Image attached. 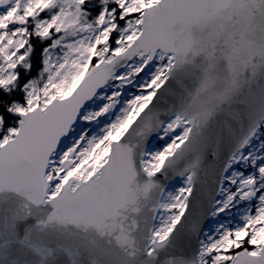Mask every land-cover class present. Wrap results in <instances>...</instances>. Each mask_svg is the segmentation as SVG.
I'll use <instances>...</instances> for the list:
<instances>
[{
    "label": "snow or ice",
    "instance_id": "1",
    "mask_svg": "<svg viewBox=\"0 0 264 264\" xmlns=\"http://www.w3.org/2000/svg\"><path fill=\"white\" fill-rule=\"evenodd\" d=\"M0 264H264V0H0Z\"/></svg>",
    "mask_w": 264,
    "mask_h": 264
}]
</instances>
